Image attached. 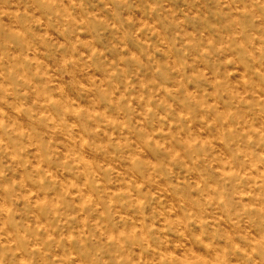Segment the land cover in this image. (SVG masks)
Listing matches in <instances>:
<instances>
[{
    "label": "rangeland",
    "instance_id": "1",
    "mask_svg": "<svg viewBox=\"0 0 264 264\" xmlns=\"http://www.w3.org/2000/svg\"><path fill=\"white\" fill-rule=\"evenodd\" d=\"M0 264H264V0H0Z\"/></svg>",
    "mask_w": 264,
    "mask_h": 264
}]
</instances>
